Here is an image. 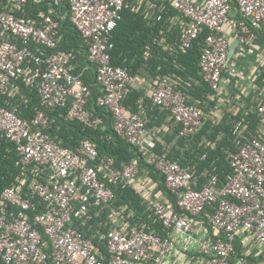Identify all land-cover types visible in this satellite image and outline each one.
Listing matches in <instances>:
<instances>
[{"label":"built area","instance_id":"built-area-1","mask_svg":"<svg viewBox=\"0 0 264 264\" xmlns=\"http://www.w3.org/2000/svg\"><path fill=\"white\" fill-rule=\"evenodd\" d=\"M60 5L64 0H53ZM71 21L89 46L91 60L97 66V78L104 90L99 105L107 106L113 117L115 131L129 143L150 153L148 162L165 177V185L181 191L176 203L162 201L155 213L171 235L162 237L145 229L111 226L100 233L106 242L107 254L99 256L92 240L78 229L76 221L89 211L90 204L110 202L115 197L113 186L133 183L140 166L132 162L121 168L111 156H101L88 139L76 151L66 148L45 131L48 118L40 110L32 119L18 115L17 108L0 104V134L17 146L20 162L36 164L40 178L30 189L47 204L44 212L30 220L32 200L23 197L16 187L3 190L0 199V258L5 264H167V257L181 237L196 249L207 246L212 264H264V260L236 261L234 239L240 232L254 233L264 246V138L237 139L238 149L230 160L233 169L227 183L220 185L213 175L202 188L196 184L195 171L180 162L151 151L148 137L152 132L147 120L131 112L123 103L137 81L126 69L111 63L107 50L108 37L123 12L137 11V3L129 0H68ZM185 20L181 32V49H189L203 29H208L200 65L206 82L216 91L230 64L231 44L227 25L236 29L237 45L251 46L258 39L254 28L264 25V0H167ZM21 6L27 0H10ZM240 16L238 21L233 18ZM160 18V17H159ZM0 26L22 41L0 43V92L12 80L23 75L27 85L36 88L44 108H55L71 100L69 116L96 128L103 119L87 108L92 95L81 73L74 72L72 53L57 50L58 22L51 15L39 13L38 18L18 16L15 8L0 13ZM239 27V28H238ZM37 47V51L32 45ZM264 53V49H263ZM264 97V82L256 86ZM154 103L165 108L181 125V136L199 133L203 113L187 104L185 96L176 91L168 79L152 88ZM240 121L234 130L240 133ZM10 205L20 207L24 215L8 214ZM207 205L215 206L210 222L215 231L224 234L203 242L199 229L204 226L197 217ZM148 259V260H147Z\"/></svg>","mask_w":264,"mask_h":264},{"label":"trees","instance_id":"trees-1","mask_svg":"<svg viewBox=\"0 0 264 264\" xmlns=\"http://www.w3.org/2000/svg\"><path fill=\"white\" fill-rule=\"evenodd\" d=\"M144 1L136 12L125 10L117 27L107 34L111 63L126 69L132 76L147 84L142 89L134 84L123 103L131 112L147 120L148 129L153 126L161 127L169 112L154 103L147 89L148 84L156 87L162 79H168L171 86L185 96L187 104L201 109L203 126L194 137L180 136L181 125L172 119V123H169L172 134H167L172 139L166 136L164 138L167 145H173L172 148L166 149L153 137L151 151L178 161L183 166H192L198 184L191 183L188 186L190 188H202L213 175L218 176L220 184H225L233 172L230 157L238 149L237 139H262L259 132L260 125L264 123V103L255 100L252 94L246 95L236 90L237 94L233 97L234 111L221 118L215 108L219 102V91L206 82L200 65L209 35L208 29H203L192 46L183 51L181 27L179 24L171 27L177 10L167 0ZM152 2L156 6L151 9ZM13 6L18 16L38 18L39 13L44 12L59 22L57 50L72 53L74 72L82 74L84 82L92 91L87 108L100 116L103 122L93 128L71 118V100L59 107L44 108L36 88L27 85L23 75L14 78L8 88L0 92V104L8 109L17 108L18 115L24 119H32L42 110L48 118L45 131L66 148L76 151L81 142L88 139L95 144L101 156L113 157L118 168L137 162L140 166L138 180L149 177L153 182L156 181L162 195L176 203L181 191H172L166 187L164 175L148 162L149 152L120 136L114 129L110 109L99 105L98 99L104 94V90L97 78V66L91 60L89 46L71 21L70 2L64 0L62 4L56 5L53 0H27L21 6ZM13 6L10 0H0V13L11 11ZM253 30L264 38V25ZM15 40L13 34L0 26V43ZM33 49L37 51V48ZM260 79H264V70ZM237 96L241 97L238 99ZM238 101L241 102L240 105ZM155 117L161 119L162 123L158 125ZM240 121V133L235 134L234 130ZM175 136L177 140L173 141ZM180 147L188 149L180 151ZM37 168L36 164L23 165L17 146L0 134V199L5 188L16 187L23 197L34 203V207L28 211L30 220L47 209V204L30 189L34 179L40 178ZM113 190L115 197L112 201H93L89 211L75 225L87 239L92 240L100 257L108 252L106 242L100 240V233L106 232L111 226L119 229L126 227L127 231L143 228L162 237L169 235L170 232L155 213V201L148 200L134 183H119L113 186ZM214 211L215 206L207 205L199 215L209 227H212L210 215ZM7 213L17 218L24 215L20 207L13 205L8 207ZM0 262L5 264L1 258Z\"/></svg>","mask_w":264,"mask_h":264},{"label":"crops","instance_id":"crops-1","mask_svg":"<svg viewBox=\"0 0 264 264\" xmlns=\"http://www.w3.org/2000/svg\"><path fill=\"white\" fill-rule=\"evenodd\" d=\"M129 1L133 3H137L138 8L140 4L145 2L144 0H129ZM192 1H196V0H192ZM153 6H156V4L154 2L150 3V8ZM151 9L150 12H152ZM235 15L236 17H234L233 19L238 21L240 16L236 13ZM176 24L180 25L181 27L180 30L182 31L185 24V20L178 11L175 18H173V23L171 27L176 26ZM227 34H228L229 43L231 44L230 64L233 70H225L220 84L219 102H218V106L217 107L215 106V108H217L218 114L221 118L225 117L226 114H229L230 112L234 111L233 97L237 94L236 90L242 91L246 95L252 94L255 100H261V104L264 103L263 95H261L259 90L256 89L257 85H260L264 82V79H260L264 70V53H263L264 38L263 37L261 38L258 35V39L251 46H238L237 45L238 34L236 29L232 26V24L227 25ZM14 42L19 45H22V41L18 38ZM32 48H37V47L33 44ZM145 83L146 82H144L142 79H137L135 85L136 87L142 89L144 88V86L147 85ZM152 88L153 85L148 84L147 93L149 92L151 94ZM237 97L239 99L241 96H237ZM240 103L241 102L238 101L239 105ZM165 110L162 111L166 113ZM155 119H156V123L158 121V125L162 123L161 119L157 117H155ZM172 119L173 118L169 114L168 118L166 117V121L165 120L163 121V125L161 127H157V126L149 127V130L152 132V134H150L148 137L150 148L152 147V145H154L153 137H155V139H157V141L161 143V146H165L166 149L172 148L173 145H167L164 139L165 136L170 138V136L167 134H172L171 130L169 129L170 128L169 123H172ZM259 133L261 137L264 138V123L260 125ZM194 136L195 135H192L191 137ZM176 140L177 137L175 136L173 141ZM187 149L188 147L185 148L180 147V151H184V150L186 151ZM189 167L192 168V166ZM133 183L137 186L139 190L143 191L144 196L148 200L155 201L154 204L155 206L157 203L162 201L172 202L165 195H162V191L158 187V183L156 181L153 182V180L149 179V177H141L139 180L137 178ZM197 219L203 221L204 226H202L199 229V233H201L200 237L203 242H208V240L210 239L213 241L218 237H224L223 233L215 231L212 227H209L203 218L198 216ZM168 231L170 232L168 236H170L172 232L171 230ZM234 245H235V253L233 255V258L236 261L264 260V246L260 245L259 240L254 233L252 232L238 233L237 237L234 239ZM196 248L197 247L195 246L194 243L189 242L184 238L180 237L177 240V244L175 248L172 250L170 256L167 257V264H212L211 253L209 252L207 246L204 245L203 248L201 249H196Z\"/></svg>","mask_w":264,"mask_h":264}]
</instances>
